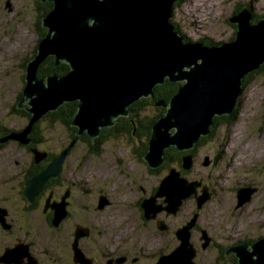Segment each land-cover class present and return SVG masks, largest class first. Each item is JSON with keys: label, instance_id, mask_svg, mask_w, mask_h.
<instances>
[{"label": "water", "instance_id": "95a60500", "mask_svg": "<svg viewBox=\"0 0 264 264\" xmlns=\"http://www.w3.org/2000/svg\"><path fill=\"white\" fill-rule=\"evenodd\" d=\"M40 1H51L53 7L41 18L47 33L37 40V52L27 63L21 98L34 117L28 126L0 138V143L7 139L26 143L35 120L68 102L77 103L71 122L76 134L87 132L95 138L102 128L127 116L133 102L151 96L156 85L167 80L180 82L165 103L164 114L151 127L144 160L154 168L164 162L167 148L191 149L209 134L215 116L229 115L243 89L245 74L264 63V17L252 23L247 6L229 17L236 25L235 37L209 45L187 40L176 29L170 20L176 0ZM48 56L55 57L56 65L66 63L68 71L39 77L38 67ZM72 145L73 141L59 154L56 168ZM182 161L188 170L192 156L185 154ZM203 163L209 165V157ZM44 179V173L32 177L25 193L33 194ZM195 185L171 168L153 198L165 195V208L174 211L182 199L194 193ZM206 190L196 197L198 208L208 197ZM255 191V187L239 189L237 206L249 201ZM153 198L143 201L144 211L159 209L154 208ZM197 216L194 213L180 229L178 247L161 256L157 264H191L195 252L188 229ZM207 242L208 238L205 245ZM25 251L21 245L7 248L0 262L18 263ZM231 251L238 264H264V237L254 241L250 250L241 244Z\"/></svg>", "mask_w": 264, "mask_h": 264}, {"label": "flooded vegetation", "instance_id": "af4514ba", "mask_svg": "<svg viewBox=\"0 0 264 264\" xmlns=\"http://www.w3.org/2000/svg\"><path fill=\"white\" fill-rule=\"evenodd\" d=\"M68 104L70 102L65 105L69 107ZM236 111L229 114L231 119L235 117ZM43 121H36L26 143L13 139L0 143V237L9 240L0 243V256L7 248L17 245L26 247V254L18 263L0 264H157L161 256L178 247V233L186 227L194 213L198 216L188 229L189 243L195 252L191 264H209L212 261L216 264H238L236 254L231 249L244 244L250 250L254 241L264 237V232L241 234L225 229L218 232L212 224L203 222V211L218 195L212 186H220L215 183L209 185L200 177H191L193 168L182 173L173 158H170L173 164L167 170L166 150L164 162L157 167H150L144 160L151 135L146 130L131 135L126 131L116 135L115 132L101 130L95 138L82 132L77 137L66 135L65 143L62 141L50 145L49 133L44 129ZM23 126H0V138ZM72 139L73 145L59 168H56L59 154L70 145ZM109 144L115 146V150L119 146L127 148V154L131 156L130 161L114 156L115 175L119 176L115 179L112 178L111 169L96 165L97 156H101ZM195 145L187 151L194 162L198 147H201ZM205 157H209V165L215 163L213 156ZM171 168L178 170L188 183H196L194 193L182 199L174 211L165 208V195L153 198L162 178ZM40 173H44L45 179L39 189L33 191L34 195L26 194L27 182ZM245 187L255 186L237 182L232 186L235 190L230 191L235 192L237 198L238 190ZM203 188H207L208 197L198 208L196 197L202 195ZM150 198L154 200V208H159L157 211L146 212L142 208L143 201ZM188 202L191 209L182 211ZM127 206L133 210L121 214H113V210H110L111 207L125 209ZM33 217L38 219L37 225L41 226L44 234H57V238L53 237L60 241L57 248H51L50 245H44V249L35 248L30 237L35 225ZM202 238L205 241L202 242ZM209 252L213 255L211 260L208 258ZM40 257L45 259L40 261Z\"/></svg>", "mask_w": 264, "mask_h": 264}, {"label": "rangeland", "instance_id": "374dc122", "mask_svg": "<svg viewBox=\"0 0 264 264\" xmlns=\"http://www.w3.org/2000/svg\"><path fill=\"white\" fill-rule=\"evenodd\" d=\"M37 1L0 0V120L2 122L12 120L10 124L15 127L24 123L19 114H13L12 109L24 85L22 77L25 71L22 63L31 56L38 40L35 17ZM245 5L251 7L254 17L264 14V0H180L172 10L170 20L189 40L205 38L215 43L229 41L235 29L227 19L242 10ZM246 82L238 100L239 106L235 117L228 124L216 125L214 138L210 137L198 147L195 162L192 158L194 163L192 162L189 168H193L191 177H200L209 185L215 183L220 186V188L212 186L218 195L203 211V222L212 224L218 232L222 229L234 230L241 234L264 232V72L253 74ZM154 109V106L149 108L152 113ZM32 116L34 117L33 113ZM50 130L48 134L50 145L67 141V136L61 131L58 123H54ZM72 141L73 139L70 143ZM127 150L121 146L115 150V146L109 144L101 156H97V167L111 169L112 178H118L119 176L115 175L114 156L130 161L131 156L127 154ZM206 155L215 158L213 165H204ZM75 162L76 160L73 163ZM96 177L99 178V175ZM237 182L252 184L256 188L249 201L238 206L236 193L230 191L235 190L232 186ZM3 194L7 195L6 192ZM119 195L123 198L122 194ZM191 207L188 202L182 211L187 212ZM110 210H113V214H121L123 211L131 212L133 209L127 206L125 209L111 207ZM34 221L30 237L35 243V248L44 249V245L57 248L60 243L55 239L57 234L47 236L41 230V226L37 225L38 219L33 217V223ZM2 241L9 240L0 237V243ZM212 257V252H209L208 258L211 260ZM43 259L45 257H40V261ZM209 264L216 263L212 261Z\"/></svg>", "mask_w": 264, "mask_h": 264}, {"label": "trees", "instance_id": "16d2710c", "mask_svg": "<svg viewBox=\"0 0 264 264\" xmlns=\"http://www.w3.org/2000/svg\"><path fill=\"white\" fill-rule=\"evenodd\" d=\"M179 3H180V0H176L174 2V4H173L174 9ZM52 7H53V3L51 1L41 2L40 0H38L36 2L35 9H36L37 13H36L35 17L37 19V22H36L37 27L36 28H37L38 40L47 33V28H45L44 26L41 25V18L44 14L49 12L52 9ZM250 12L252 14L251 10H250ZM260 17H264V14L262 16H259V17L253 16L252 23L259 20ZM227 21L235 29L233 37H231V39H233L236 35V25L231 23L229 21V18L227 19ZM174 26L176 27V29L178 31H180L176 24H174ZM202 41L205 44H211L212 43V41L209 39L203 38ZM36 52H37V43H36V46L34 47V49L32 51L31 56L29 58H27L24 61V63H22V68L24 71H26L28 61L33 58V56L36 54ZM68 69H69V67L66 63L62 62V63L56 65L55 64V57L54 56H48L39 65L37 75L39 77H46L48 74H51V73H55V74L59 75V74L66 73L68 71ZM261 72H264V63L262 65H260L257 69L252 70V71L245 74V76L243 77V86L245 85V83H247L246 80L248 77L253 76V74L261 73ZM22 78L24 80V85H25V73H24ZM180 84H181L180 82H170L167 80L163 84L156 85L152 90V94H151L152 96H149L146 98H141V99L133 102L130 105V113L127 116L117 118L115 120L114 125H112L110 127L102 128L101 129L102 132H110V133L115 132V133H117L116 135H120V133L122 131H126L129 135H131L133 133L137 134L140 131L146 130L150 134L151 133V127H152L153 123L159 117H161L164 114V111L166 109L165 105L160 104V106H159L156 103L158 101H161V100H164V103H167L169 98L176 92V90ZM24 85H23V88H24ZM23 88L18 93V101H16V103L14 104L12 111H13V114H15V115L19 114L21 116V117L19 116L21 121H22V119L23 120L25 119V121H24V123H22V125H24L23 127H26L30 124L31 120L33 119V116H32V112L27 110V107H28L27 102L23 101L21 103V98L23 96V93H22ZM65 104L61 105L58 109H56L54 111L46 112L40 118L35 120L31 125V130H32L34 124L36 123V121L41 119V120H44L43 121V123L45 124L44 129L47 130V133H50V131H51L50 128H53L54 123H58L62 128L61 131L64 132L66 135H68V137H70V138L71 137H77L79 135V134H76L77 128L71 125V122H72L73 116H74V112L76 110V104L77 103L76 102H70V104H68V105H70L69 107H67ZM150 106L155 107V113L150 112V110H149ZM238 106H239V101H237L236 105L234 106V110L232 111L233 114H234V111H236L235 109L238 108ZM232 119H231V116H229V115L215 116L214 117V123L210 127V134L206 137L202 136L197 141L196 145L197 144L201 145L202 143L205 142V140L209 139L210 137H214L215 132H213V131H214V128L216 127V125L221 124V123L228 124ZM26 120H27V122H26ZM11 121L12 120H8V121L5 120L2 122L0 120V126L7 127V128L12 127L13 124H10ZM147 147H149V144L147 145ZM147 151H148V148H147ZM187 151H189V150H187ZM187 151L186 152L180 151L176 147H170V148L166 149L165 154H166L167 159H168L166 161L167 170L173 164V163H171V159L173 158V160L174 159L176 160V162H175L177 164L176 166H178V168L181 170L182 173L184 172V170L187 171L186 169H184L182 167V164H183L182 158L185 154H188Z\"/></svg>", "mask_w": 264, "mask_h": 264}, {"label": "bare ground", "instance_id": "6f19581e", "mask_svg": "<svg viewBox=\"0 0 264 264\" xmlns=\"http://www.w3.org/2000/svg\"><path fill=\"white\" fill-rule=\"evenodd\" d=\"M173 10H174V7H173ZM261 18V17H260ZM244 87V86H243ZM240 95H241V93H240ZM240 95H239V97H240ZM160 104H162V105H165V103H164V100H161V101H158Z\"/></svg>", "mask_w": 264, "mask_h": 264}]
</instances>
